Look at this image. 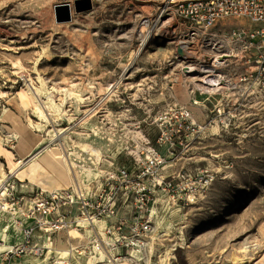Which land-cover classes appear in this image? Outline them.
<instances>
[{
	"label": "rangeland",
	"instance_id": "obj_1",
	"mask_svg": "<svg viewBox=\"0 0 264 264\" xmlns=\"http://www.w3.org/2000/svg\"><path fill=\"white\" fill-rule=\"evenodd\" d=\"M92 1L91 10L77 12L75 0H0L1 145L13 151L19 143L12 117L26 127L41 123L34 106L22 114L17 105L19 92L30 85L50 122L35 131L43 140L27 161L58 146L73 184L78 179L89 188L114 169L110 161L132 164L128 150L138 138L166 159L163 175L212 178L195 199L162 194L149 246L120 264L264 263V72L256 62L246 63L236 46L237 57H224L226 88L198 89L181 64L184 37L171 34L169 14L159 16L160 0ZM61 3H70L71 20L57 21ZM149 27L157 34L138 55L141 30ZM189 47L205 65L217 50L228 53L227 46L212 51L201 39ZM172 84L192 93L188 103L175 101ZM183 104L195 113L193 131L175 134L171 122L172 140L159 144V118ZM0 162L7 172L6 194L0 187V264H93L82 247L71 248L82 242L76 231L72 238L67 231L36 228L28 208L38 193L50 191L24 188L7 156L0 154ZM118 203L121 215H133L132 199ZM29 228L34 231L27 243Z\"/></svg>",
	"mask_w": 264,
	"mask_h": 264
},
{
	"label": "built area",
	"instance_id": "obj_2",
	"mask_svg": "<svg viewBox=\"0 0 264 264\" xmlns=\"http://www.w3.org/2000/svg\"><path fill=\"white\" fill-rule=\"evenodd\" d=\"M157 6L159 16L165 13L171 16L174 22L172 35L182 33L183 40H188L189 45L201 39L212 51L216 46H227L233 41L234 48L240 49L242 59L246 63L256 62L258 70L264 72V0H160ZM227 20L240 24L229 28ZM180 46L183 48L181 43ZM212 57L207 59L211 61ZM177 105L159 118V144L172 140L169 138L171 133L167 134L171 122H174L175 134L180 135H188L196 124L194 111L186 104ZM132 142L128 150L132 164L110 161L114 169L97 180L96 186L83 188L85 184L82 182L81 186L77 179L75 185L71 184L66 190L38 193L28 208L36 228L57 234L78 230L82 242L72 244L71 248L78 251L82 247L93 264H120L134 257L132 253L146 250L151 233L157 228L154 205L159 197L169 194L173 199H195L209 186L212 178L191 179L187 176L179 179L180 175L175 173L163 175L166 159L150 141L140 142L137 138ZM120 197L133 200L132 216L121 215ZM33 231V228L26 230L27 243H30ZM69 236L74 237L71 233Z\"/></svg>",
	"mask_w": 264,
	"mask_h": 264
},
{
	"label": "bare ground",
	"instance_id": "obj_3",
	"mask_svg": "<svg viewBox=\"0 0 264 264\" xmlns=\"http://www.w3.org/2000/svg\"><path fill=\"white\" fill-rule=\"evenodd\" d=\"M144 25H148V20L143 22ZM142 31V38L140 47L138 49V55L148 45L152 37L157 34L154 32L152 27H149L146 31ZM185 50L182 55V63L186 65V69H183L187 74V79L190 84H193L198 89H204L208 92H220L226 88L227 78L226 74L222 72L226 61L225 56L230 59L237 57L238 54L235 52L233 41L227 43L228 53L222 54L220 50L213 55L212 60L208 65L203 64V56L198 53H192L188 40H182L180 42ZM185 62V63H184ZM127 64H122L123 68H126ZM184 67V66H183ZM187 69L189 71L187 72ZM110 84L109 87H111ZM20 102L17 103L22 114H26L30 106H34V112L36 116L41 120V123L26 127L20 120V118L12 117L15 127L13 132L15 133L16 139L19 143L12 150L4 148L0 143V154L7 156L10 163V172L15 173L18 178L23 182V187L27 188L29 184H34L45 191H63L66 190L71 184L72 175L64 160H67L65 154L62 155V151L58 146L46 148L43 153L39 156L31 157L36 150L37 146L42 143V135L35 131L47 130L46 125L50 122L49 115L45 113L40 97L37 91L32 86L27 85L19 92ZM91 110V109H89ZM23 116V115H22ZM21 116V117H22ZM33 127L36 129L34 130ZM65 128L61 132H64ZM60 132V133H61ZM59 135L56 134V136ZM18 155V159L17 156ZM7 172L3 164L0 162V187L3 194H6V181ZM76 231L79 236L80 232ZM64 257L68 255V252H64ZM164 260V259H162ZM264 260V256H263ZM264 262V261H263ZM63 263V262H62ZM264 264V263H262Z\"/></svg>",
	"mask_w": 264,
	"mask_h": 264
},
{
	"label": "water",
	"instance_id": "obj_4",
	"mask_svg": "<svg viewBox=\"0 0 264 264\" xmlns=\"http://www.w3.org/2000/svg\"><path fill=\"white\" fill-rule=\"evenodd\" d=\"M75 7L77 12L88 11L93 8L92 0H75ZM71 5L70 3H61L56 5V17L58 22L69 21L71 20ZM180 55H184V50L179 46Z\"/></svg>",
	"mask_w": 264,
	"mask_h": 264
},
{
	"label": "crops",
	"instance_id": "obj_5",
	"mask_svg": "<svg viewBox=\"0 0 264 264\" xmlns=\"http://www.w3.org/2000/svg\"><path fill=\"white\" fill-rule=\"evenodd\" d=\"M237 24H240L239 21H235ZM175 85L172 84V92L174 94L175 97V101L178 103H188V99H191L192 97V93L190 92L189 94L187 92H185L184 90H176Z\"/></svg>",
	"mask_w": 264,
	"mask_h": 264
}]
</instances>
